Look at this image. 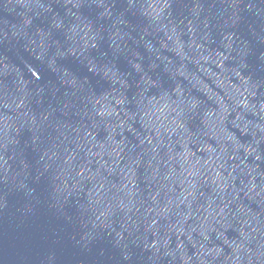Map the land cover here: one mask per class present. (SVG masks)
I'll use <instances>...</instances> for the list:
<instances>
[{"label":"water","instance_id":"1","mask_svg":"<svg viewBox=\"0 0 264 264\" xmlns=\"http://www.w3.org/2000/svg\"><path fill=\"white\" fill-rule=\"evenodd\" d=\"M0 264H264V0H0Z\"/></svg>","mask_w":264,"mask_h":264}]
</instances>
